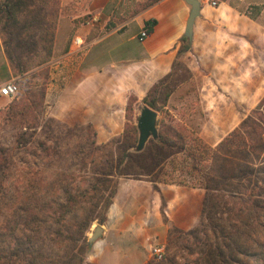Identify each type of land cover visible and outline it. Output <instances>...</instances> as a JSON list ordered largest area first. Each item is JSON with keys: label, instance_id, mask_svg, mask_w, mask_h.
Here are the masks:
<instances>
[{"label": "trees", "instance_id": "1", "mask_svg": "<svg viewBox=\"0 0 264 264\" xmlns=\"http://www.w3.org/2000/svg\"><path fill=\"white\" fill-rule=\"evenodd\" d=\"M160 1L138 3L130 18ZM61 8L62 0H0L3 51L10 74L24 89L0 110V119L19 130L16 142L30 147L28 153L33 158L29 165L18 167L0 153V194L12 192L14 200L10 202V217L0 213V264H90L93 243L88 234L95 223L105 225L108 221L121 179L151 183L161 196L160 209L168 225L160 186L204 189L202 217L209 206L212 212H225L231 204L225 195H238L240 200L231 209L233 220L218 221L216 214L210 216L214 222L208 233L212 246L206 248L200 264H225L227 258L235 259L237 248L247 243L240 232L249 226L264 228V95L238 127L211 146L199 129L188 123L187 115H176L170 109L177 86L188 79L198 80L178 60L172 72L154 84L141 102L137 95H130L119 137L98 144L91 124H77L76 130L50 117L40 125L48 81L38 72L53 59ZM156 25L157 20L152 19L144 27L152 33ZM191 50L192 36L185 34L178 57ZM260 66L264 68V62ZM257 77L263 79L264 75L258 73ZM144 105L159 114L158 135L137 151V123ZM37 126L43 134L34 137L26 133ZM248 192L254 195L249 194L245 201L243 195ZM219 230L226 232L224 241L218 239ZM198 232L200 227L185 234L170 224L162 261L150 259L146 264H180L174 257V246L178 245L174 237L194 235L200 241ZM253 234L257 245L263 243L260 233L249 235ZM236 262L242 264L240 260L226 264Z\"/></svg>", "mask_w": 264, "mask_h": 264}, {"label": "crops", "instance_id": "2", "mask_svg": "<svg viewBox=\"0 0 264 264\" xmlns=\"http://www.w3.org/2000/svg\"><path fill=\"white\" fill-rule=\"evenodd\" d=\"M144 1L118 4L131 8L130 17L138 3ZM200 1L192 50L181 57V38L186 34L191 12L185 0H162L125 22L114 26L111 23L103 36L98 35L102 24L99 29L86 25L93 29L84 32L71 18L63 26L59 22L51 62L54 70L46 94L52 116L70 126L91 124L97 143H106L122 134L130 95H137L141 102L154 84L172 72L178 60L195 75L223 66L232 72L234 81L240 82L241 72L247 71L245 86L263 87L264 78L257 74L264 75L260 66L264 62V0H216L218 8L211 6L212 0ZM152 19L157 20V25L150 38L140 43L137 52L129 53L128 41H138L140 29ZM130 23L134 31L125 38L123 33ZM75 36L84 39L82 50L87 51L82 54L71 48ZM105 41L107 46H103ZM107 55L111 59L104 63L102 59ZM6 66L10 72L8 61ZM160 190L170 223L187 229L198 220L201 195L173 185L160 186ZM160 202L161 196L153 191L151 183L121 179L108 221L101 225L103 233L88 256L89 263L146 264L152 258V247L168 236L169 225L164 222Z\"/></svg>", "mask_w": 264, "mask_h": 264}, {"label": "rangeland", "instance_id": "3", "mask_svg": "<svg viewBox=\"0 0 264 264\" xmlns=\"http://www.w3.org/2000/svg\"><path fill=\"white\" fill-rule=\"evenodd\" d=\"M112 1H116L114 2V5L112 4ZM120 1L123 2L128 0H62V11L58 19V23L60 22L61 26H63L66 23L67 19L71 18L77 28H82L84 29V32H88V30L90 28L92 30L93 27H86V21L91 16L98 15L100 17V21L95 24L96 27L94 28L99 29L102 24L103 30L101 32H98V35L103 36L108 31V28L111 27V23L112 26H114L115 24L125 22L130 18L129 12L131 11V8L129 9L128 5L120 7V4H118ZM117 10L119 12H126V14H122L124 17L120 13L116 12ZM253 12L255 11L253 10ZM133 27L134 24L130 23L125 29L123 37L127 38L129 35H131L134 31ZM104 43L107 44H103V46L108 45V41H105ZM141 44L138 41H128L126 48H128L129 53L137 52V50L141 48ZM74 51H78L79 54H82L87 50L81 49V51ZM117 54L119 55L121 53L117 52ZM110 59L111 57L108 58L107 55V57H104L102 60L104 63H107ZM6 61L7 60L0 38V87L10 81H14L17 83V78L13 77L10 74L8 67L6 66ZM51 65L52 64L50 63L44 70L38 72L46 75L48 84L51 82L52 72L54 70ZM223 68V66H219L218 68H216V70L211 72L201 74L197 73L198 75L196 76L198 80H185V82L177 86L170 100V109L172 110V112L176 115H181L182 113H184V115H187L189 118L188 123L193 127L198 128L202 139L211 146L217 145L231 131L238 127L240 123L249 115L250 111L254 108L259 99L264 95V86L256 88L249 87L247 85L245 86V82L243 81L248 77L247 71L241 72L242 81L239 82L234 81V77L230 70L226 71ZM182 74L184 75V73ZM184 76L185 78H187L186 75ZM39 81H43V78L40 77ZM17 85L19 92L20 90H24L22 89L21 84L18 83ZM18 94L15 98L18 97ZM15 98L0 97V110L5 109L6 106ZM41 110L42 112L40 114V125H43L45 120L53 117L51 103H47V101L45 100V103ZM77 124L68 126L79 130ZM87 125L89 124L83 125V127H86ZM18 131L19 130H15L10 124L5 123L0 119V153H4L3 159H10L16 166L24 167L29 165L33 161V158L28 153L30 151L28 150V148L30 147L25 148L22 144H17L16 135ZM26 133L34 135V137L38 136L39 133L43 134L41 127L38 126L35 129H27ZM173 186L193 190V192L201 195L202 207L198 216V220L191 224L187 229L179 228L176 226L177 228L183 230V233L185 234L200 227V232H198V234L201 240L199 241L198 239L194 238V235L185 236V234H177L173 240L175 243H178V245L176 246H174L173 243V246L175 247L174 257L175 260L178 261V263L200 264L203 261V258L201 257L204 251H206V248L212 246V241L208 233L210 234V230L212 229L214 222L211 221L210 216L212 215V213L216 214L218 221L226 218L229 219V217L233 220L235 214L231 212V209L232 206H235L233 205V203L240 200V198L238 195L233 196L227 193L225 195V199L231 204L228 206V208H226L225 212H212V208L209 206V213L207 212V214H203L204 217H202L204 198L206 195L205 190L201 188H193L191 186ZM243 191L246 194V190ZM216 193L221 194L219 192ZM4 194H0V204L4 205L3 208L1 206L0 213H2L4 217H6V215L10 217L12 212V203L10 202L14 201L13 198H11L12 192H8L5 196H1ZM249 194L252 193L248 192L247 195H243L245 201L247 200ZM255 194L257 193L255 192ZM202 218H204L203 223H201ZM170 224L173 223H169V225ZM95 225L99 224L95 223L93 225L90 233L88 234L89 237L91 236ZM263 230V227L256 229L249 226L247 229L241 231V239H246L249 246L247 245V243L244 244V246L239 245L241 247L237 248L238 252L236 258H227L225 264L231 262L235 263V260H240L242 264H264V240L263 243L257 245L256 235H249L251 233L258 232L264 237ZM219 234L220 235H218V239L220 241H224V237L222 236H226V232H221L219 230ZM184 237L189 238L188 242H185ZM158 243V245L162 247L165 252L167 240ZM213 244L216 245L217 241L213 242ZM151 259L154 258L152 257ZM155 261L157 262V260ZM236 264L240 263L236 262Z\"/></svg>", "mask_w": 264, "mask_h": 264}, {"label": "water", "instance_id": "4", "mask_svg": "<svg viewBox=\"0 0 264 264\" xmlns=\"http://www.w3.org/2000/svg\"><path fill=\"white\" fill-rule=\"evenodd\" d=\"M191 6V12L187 22L186 35L191 37L193 34L196 19L200 16L201 1L200 0H185ZM158 120L159 114L150 107L144 105L140 112V118L137 126L139 130V142L136 150L141 151L151 138L158 135ZM103 233L101 225H96L89 237V242L94 243Z\"/></svg>", "mask_w": 264, "mask_h": 264}, {"label": "built area", "instance_id": "5", "mask_svg": "<svg viewBox=\"0 0 264 264\" xmlns=\"http://www.w3.org/2000/svg\"><path fill=\"white\" fill-rule=\"evenodd\" d=\"M210 4L214 8L219 7V3L216 0L210 1ZM100 21V17L98 15L91 16L87 21L86 25L93 26ZM151 33L146 27L140 29L137 39L140 43L146 42L150 38ZM84 39L80 36H75L72 39L71 48L73 50H81L84 48ZM19 92L18 85L14 81H10L8 83L3 84L0 87V97H7V98H15ZM151 256L160 261L164 257V250L159 245L152 247Z\"/></svg>", "mask_w": 264, "mask_h": 264}]
</instances>
